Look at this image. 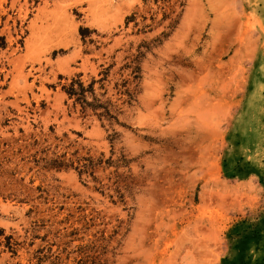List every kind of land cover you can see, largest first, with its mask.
Segmentation results:
<instances>
[{"label":"rangeland","instance_id":"rangeland-1","mask_svg":"<svg viewBox=\"0 0 264 264\" xmlns=\"http://www.w3.org/2000/svg\"><path fill=\"white\" fill-rule=\"evenodd\" d=\"M0 264H264V0H0Z\"/></svg>","mask_w":264,"mask_h":264},{"label":"trees","instance_id":"trees-1","mask_svg":"<svg viewBox=\"0 0 264 264\" xmlns=\"http://www.w3.org/2000/svg\"><path fill=\"white\" fill-rule=\"evenodd\" d=\"M75 82L71 84L70 88L68 89V95L70 97H73V96H80L79 98H81L82 100H84V94H85V89L83 87V85L81 83L78 82L79 84V92L77 89H75ZM81 99H77V100H81Z\"/></svg>","mask_w":264,"mask_h":264}]
</instances>
